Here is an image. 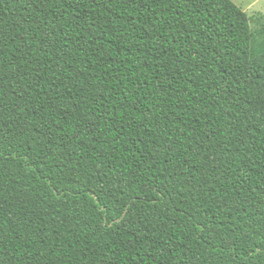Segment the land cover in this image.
Returning a JSON list of instances; mask_svg holds the SVG:
<instances>
[{"label":"trees","instance_id":"obj_1","mask_svg":"<svg viewBox=\"0 0 264 264\" xmlns=\"http://www.w3.org/2000/svg\"><path fill=\"white\" fill-rule=\"evenodd\" d=\"M249 35L232 0H0V264H264Z\"/></svg>","mask_w":264,"mask_h":264},{"label":"rangeland","instance_id":"obj_2","mask_svg":"<svg viewBox=\"0 0 264 264\" xmlns=\"http://www.w3.org/2000/svg\"><path fill=\"white\" fill-rule=\"evenodd\" d=\"M232 1L250 18L253 34L262 32L264 26V3L261 0H241L239 3L235 2V0Z\"/></svg>","mask_w":264,"mask_h":264},{"label":"snow or ice","instance_id":"obj_3","mask_svg":"<svg viewBox=\"0 0 264 264\" xmlns=\"http://www.w3.org/2000/svg\"><path fill=\"white\" fill-rule=\"evenodd\" d=\"M235 2L239 3L241 0H235ZM261 2L264 3V0H261ZM236 11L239 13L238 9H236ZM249 39L252 42L254 48H259L260 55L264 56V31L254 35H249Z\"/></svg>","mask_w":264,"mask_h":264}]
</instances>
